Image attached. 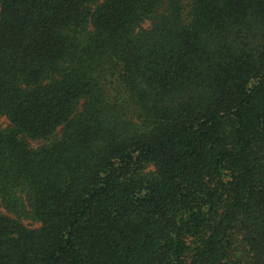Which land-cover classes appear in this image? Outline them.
Listing matches in <instances>:
<instances>
[{"label":"trees","instance_id":"1","mask_svg":"<svg viewBox=\"0 0 264 264\" xmlns=\"http://www.w3.org/2000/svg\"><path fill=\"white\" fill-rule=\"evenodd\" d=\"M1 117L0 264H264V0H0Z\"/></svg>","mask_w":264,"mask_h":264},{"label":"rangeland","instance_id":"2","mask_svg":"<svg viewBox=\"0 0 264 264\" xmlns=\"http://www.w3.org/2000/svg\"><path fill=\"white\" fill-rule=\"evenodd\" d=\"M150 25V22H146L145 26L148 27ZM0 125L2 127H6L7 125H9V121L6 117H1L0 118ZM61 133V128H59L57 130V134L59 135ZM30 144L32 145V147L34 148H39L41 146H45L47 144H49L51 142V140H47V139H37V140H29ZM24 223L28 226L31 227H37L39 226L37 223L32 222L31 220H25Z\"/></svg>","mask_w":264,"mask_h":264}]
</instances>
